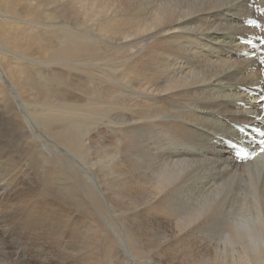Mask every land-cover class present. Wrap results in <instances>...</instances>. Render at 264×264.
Instances as JSON below:
<instances>
[{"label": "bare ground", "instance_id": "1", "mask_svg": "<svg viewBox=\"0 0 264 264\" xmlns=\"http://www.w3.org/2000/svg\"><path fill=\"white\" fill-rule=\"evenodd\" d=\"M259 8L0 0V264H264Z\"/></svg>", "mask_w": 264, "mask_h": 264}, {"label": "rangeland", "instance_id": "2", "mask_svg": "<svg viewBox=\"0 0 264 264\" xmlns=\"http://www.w3.org/2000/svg\"><path fill=\"white\" fill-rule=\"evenodd\" d=\"M38 199V198H37ZM48 199H49V201H51L52 200V203H57L56 202V200H54V199H52V198H50V197H48ZM47 199V200H48ZM57 205V204H56ZM66 207H68L67 208V210H70L71 209V207L72 206H66ZM72 210H73V212L72 213H70L71 214V217L70 218H78L81 214L79 213V212H76V210H77V208H75V207H73L72 208ZM73 213L75 214V216L73 215ZM80 215H79V214ZM79 216H78V215ZM91 216V215H90ZM64 220L67 222V218H64ZM17 225H19V223H17V221H16V224L14 223L13 224V222H12V225H11V227H16L14 230H12V233H11V235H9V236H7V240H8V254L10 255V259L11 258H13V256H16L17 254V256H19V257H21V259H22V261L25 263V264H28L29 263V261L28 260H32L33 262H39V257H40V252H41V249H42V247L43 246H48L47 244H50V243H55V241H56V239H54V237L53 236H50L49 235V232H48V230L50 231V232H52V230L53 229H51V228H48V227H37L36 226V228H37V231L39 232H37V231H34V229L33 230H31V232H30V234H26V235H24V236H22L23 237V239L21 238V240L19 241V240H17V237H16V234H21V232H19V229H18V227H17ZM70 227V225H67V226H65L64 227V229H65V231H67L68 230V228ZM77 228V229H76ZM79 228H81L80 227V225H78V226H76L75 227V230H74V234L76 235L77 233H79V231H78V229ZM13 229V228H12ZM67 229V230H66ZM24 233H26L25 231H23ZM43 234H42V233ZM84 232V231H83ZM23 233V234H24ZM36 233V234H35ZM34 234V235H33ZM44 234H45V237H44ZM30 235V236H29ZM42 235V236H41ZM40 236V237H39ZM38 238V239H37ZM44 239V240H43ZM17 240V241H16ZM43 240V241H42ZM67 240L68 239H66V242H67ZM42 242V243H41ZM21 245H20V244ZM45 243V244H44ZM34 244V245H33ZM28 245V246H27ZM9 247H10V249H9ZM22 248L24 249V250H22ZM30 248V249H29ZM27 249V250H26ZM35 250V251H34ZM18 251V252H17ZM36 257V258H35Z\"/></svg>", "mask_w": 264, "mask_h": 264}, {"label": "snow or ice", "instance_id": "3", "mask_svg": "<svg viewBox=\"0 0 264 264\" xmlns=\"http://www.w3.org/2000/svg\"><path fill=\"white\" fill-rule=\"evenodd\" d=\"M256 12L259 14V16L264 17V8L256 9ZM247 24L251 25L252 27L259 29V33L256 35L257 43L260 44L262 47H264V25L258 22L257 19H250L246 21ZM257 71H264V55L261 56V58L258 61V68ZM258 99L260 100V103L257 105L260 111L264 112V90L261 91L259 94ZM252 120L261 119L264 120V117H260L259 115L251 117ZM240 132H245V128L241 127L239 129ZM253 131H256V129H253ZM259 135L261 137H264V132H260ZM240 141H238L239 143ZM258 147L259 152L255 153H245L243 156L240 155V152L242 149H238L235 152L234 158L238 161H244L245 159H253L254 155H258L260 153H264V139L260 140L259 142L256 141H250L249 147Z\"/></svg>", "mask_w": 264, "mask_h": 264}]
</instances>
